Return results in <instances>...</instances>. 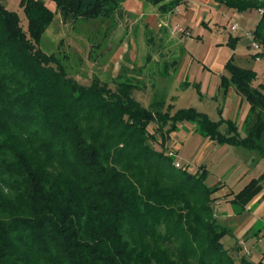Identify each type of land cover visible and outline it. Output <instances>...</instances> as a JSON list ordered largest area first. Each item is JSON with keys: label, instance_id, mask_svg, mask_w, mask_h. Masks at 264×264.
<instances>
[{"label": "trees", "instance_id": "trees-1", "mask_svg": "<svg viewBox=\"0 0 264 264\" xmlns=\"http://www.w3.org/2000/svg\"><path fill=\"white\" fill-rule=\"evenodd\" d=\"M51 1L94 20L122 0ZM214 1L237 13L262 10L252 35L264 51V0ZM20 5L26 29L0 0V264H235L221 242L228 230L214 217L219 188L204 184L205 170L176 168L165 150L179 125L191 122L217 144L264 158V93L253 86L255 72L229 60L220 79L224 95L233 87L249 104L240 137L233 123L192 108L144 107L126 82L113 89L78 83L39 47L51 10L39 0ZM156 137L160 150L151 145ZM263 184L264 173L233 196L236 212Z\"/></svg>", "mask_w": 264, "mask_h": 264}, {"label": "rangeland", "instance_id": "rangeland-1", "mask_svg": "<svg viewBox=\"0 0 264 264\" xmlns=\"http://www.w3.org/2000/svg\"><path fill=\"white\" fill-rule=\"evenodd\" d=\"M1 1L7 10L17 14L22 27L26 29L27 20L20 5L21 0ZM39 1L52 12L49 24L41 33L39 47L47 55L55 57L67 75L78 83L89 85L92 80H98L113 89L117 83L126 82L134 86L132 95L144 107L162 102L163 105L155 107V110L164 112L166 106L172 104L170 114L192 108L207 115L212 122L223 120L233 123L240 137L245 136L244 123L249 114V104L245 100H233L228 93L223 94L220 74L231 60L238 67L255 71L258 82L264 86V51L260 49L261 59L255 61L256 51L251 48V41L246 36L247 33L254 32L260 18L259 11L237 13L231 10L223 13L214 6L205 5L202 0H194L199 8L190 5V14L193 20L196 19V23H188L181 19L185 13L183 8H178L177 13L180 0H160L157 5L141 0L150 11L156 10L160 15H173L171 26L177 35H180L177 28L183 29L188 25L191 29L192 37L181 35L183 40L177 67L179 73L186 77V85L176 83L165 89L153 85L157 79L156 73L152 71L154 66L137 64L138 45L130 42L129 38L126 43L125 39L129 35L133 19L122 15L120 6L106 17L84 20L60 12L51 0ZM162 6H167V10L162 11ZM203 13L208 16V26L197 23ZM231 24H237L239 31L230 33ZM119 25L120 30L125 31L123 36L118 34ZM218 28L223 32H218ZM145 45L144 39H141L140 47H146ZM121 49H126V54ZM159 73L164 78L162 69ZM165 90L171 92L174 98L172 103L170 99H159ZM153 127L155 126L148 128L150 134L155 130ZM219 131L226 133L225 124L219 127ZM156 139V142L151 141V145L160 150L159 138ZM165 152L182 170L186 169L198 176L205 170L204 184L219 188L212 195L214 217L216 219L217 216L216 221L228 230L221 242L234 258L235 264H242V258L248 263L257 264L262 257L264 264V230L259 232L264 224V184L262 198L254 203L250 211L238 213L230 202L223 200L230 193L240 191L252 178L264 173V158L258 152L248 151L243 147L217 144L197 132L195 124L191 122H183L171 134ZM238 241H245V246H239Z\"/></svg>", "mask_w": 264, "mask_h": 264}, {"label": "crops", "instance_id": "crops-1", "mask_svg": "<svg viewBox=\"0 0 264 264\" xmlns=\"http://www.w3.org/2000/svg\"><path fill=\"white\" fill-rule=\"evenodd\" d=\"M180 1L181 2L179 4V6L177 7V13L179 12L178 8H183L184 12H185L181 16V19L183 21H187L188 23H190L191 21L195 22L196 19L193 20L192 19L193 17H191L192 14H190V13H192V11H191L192 9L190 8V5H193L194 7H198L195 3L196 1H194V0H180ZM202 1L207 6H214V8L217 9V11H222L223 13L231 11V10L225 9L223 6H221L217 3H214L211 0H202ZM119 6L122 9L120 11V13L122 15L123 14L128 15V16L132 17V19H133V22L131 23V26H130L131 30L129 32V35H127V38H125V39H126V43H127V39L129 38L130 42H135L136 46L138 45L137 46L139 48L137 50L138 52L136 51V57H137L136 62H137V64L139 66H142L143 64L146 63L148 65L150 64V65L154 66L152 71L154 73H156L157 79H155V83H153V85H155V87L159 86V88H165V89L171 88L176 83L181 84V85H186V77H184L181 73H179L180 71L177 68L178 63H179V56H180L179 52H181L180 45L182 43L183 37L181 36V34L177 35V33H174V30L171 26V19L173 18V15H171V16H168L165 14L160 15L156 10L150 11V10H148V6L143 5V2L141 0H122L119 2ZM232 12H234V11H232ZM177 13L174 14L175 18H177V16H176ZM207 17H208L207 14L203 13V17L200 18V20L197 23L208 26L209 21L207 20ZM121 25H119L117 28V31L120 32V33L117 32L119 35H122L125 33V31L120 30ZM183 29L188 31L189 36L192 37L191 29L189 28L188 25H186ZM217 31L223 32V30L220 28H218ZM229 31H230V33L231 32H233V33L238 32L239 26H238V29L236 31H232L230 28H229ZM141 39H144V41L147 45V46L145 45L146 47H144V46L140 47ZM121 51L123 54H126V49H121ZM261 55H262V53L256 52V54L254 55L255 61H257V62L260 61ZM140 56H141V59H140ZM147 62H149V63H147ZM161 69L164 72V75H165L164 78H162L159 75V74H161V73H159V71ZM255 74H256V72H255ZM222 76L228 77V74L225 71V69H223L222 73L220 74V78ZM168 82H171V84L169 85ZM260 85L262 86L263 93H264V86L258 82L257 76H256V79L253 82V86L257 87ZM162 93L163 94L159 99L161 101H163V100L166 101V100L170 99L171 103H172L174 98L171 95V92L170 91L166 92V90H165ZM227 93H228V96H230L233 100H240V101L243 100L235 92L233 87H230L229 90L227 91ZM135 99L139 103H141V101H139L137 98H135ZM180 126H181V124L179 125V127ZM252 179H254V178H252ZM235 194L230 193V195L227 196V198L223 199V200L226 202H230L233 199V196ZM260 197L262 198V194L258 195L256 197V199L254 200V202L250 203L246 207V210L250 211L251 207L254 205V203H256L258 201V199ZM216 219H217V216H216ZM263 226H264V224L262 225V227ZM259 229H261V228H259ZM263 235H264V233H263ZM237 243L239 244V246H241V245L245 246V241H238ZM262 261H263V257L260 259V261L258 263L263 264Z\"/></svg>", "mask_w": 264, "mask_h": 264}, {"label": "built area", "instance_id": "built-area-1", "mask_svg": "<svg viewBox=\"0 0 264 264\" xmlns=\"http://www.w3.org/2000/svg\"><path fill=\"white\" fill-rule=\"evenodd\" d=\"M259 13L262 14V10H259ZM175 14H176V11H175ZM230 29H231L232 31H236V30L238 29L237 24H232L231 27H230ZM177 30L179 31V33H180L181 35H185L184 37H187V38L190 37V36H189V33H188V32H185L184 29L177 28ZM246 36H247V37L250 39V41H251V48H252L254 51H256V52H260V47H259L258 43L254 40L253 35L247 33ZM256 59H257V58H256ZM175 167H176V168H179L180 165H179L178 163H175Z\"/></svg>", "mask_w": 264, "mask_h": 264}]
</instances>
